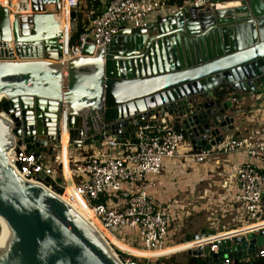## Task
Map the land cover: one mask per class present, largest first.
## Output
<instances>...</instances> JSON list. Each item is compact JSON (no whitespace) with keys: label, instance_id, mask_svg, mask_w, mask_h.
<instances>
[{"label":"water","instance_id":"obj_1","mask_svg":"<svg viewBox=\"0 0 264 264\" xmlns=\"http://www.w3.org/2000/svg\"><path fill=\"white\" fill-rule=\"evenodd\" d=\"M0 7V264H122L108 242L62 200V179L23 180L9 164L19 140L31 154L100 148L135 139L154 117L177 125L194 152L221 146L235 126L231 94L264 87V0L234 8H185L148 29L118 34L105 48L86 46L67 60L56 19L62 0H8ZM12 15V16H11ZM78 8H71V39ZM13 17V18H12ZM42 151V152H41ZM59 166L58 170L61 171ZM206 229L186 242L213 237ZM188 255L240 264L264 248V230Z\"/></svg>","mask_w":264,"mask_h":264},{"label":"built area","instance_id":"obj_2","mask_svg":"<svg viewBox=\"0 0 264 264\" xmlns=\"http://www.w3.org/2000/svg\"><path fill=\"white\" fill-rule=\"evenodd\" d=\"M7 1L1 0L0 7L8 8ZM81 1L62 0L60 16L65 8L69 13L71 8H78ZM240 1L187 0L182 7H172L167 4V0H109L102 13L84 29L75 45H71V39L66 36L62 42L63 54L67 60L82 57L86 46L105 48L121 32L148 29L159 20L185 8L216 11L232 4L240 5ZM228 100L233 107H237L238 117V107L242 101L232 94ZM171 126L162 125L153 117L146 126L138 129L135 139L126 144H120L115 138L109 137L100 148L67 149L74 195L86 204L114 239L148 256L128 254L113 242H108L122 264H153L159 259H169L176 255L171 249L183 245L177 244L175 238L192 217L195 207H186L185 202L179 198L166 203L159 202L148 191L152 184L150 178L161 175L167 160L183 159L206 164L212 160L218 161L220 156L245 158L246 161L226 171L221 184L222 193L216 194L211 206L206 209L211 213L208 219L211 224L209 230L216 232L215 237L264 223V137L234 138L224 141L210 152L197 153L193 151L185 132L182 129L175 131ZM15 142L8 160L23 180L53 191L39 176L43 174L53 181L61 178L59 186L65 189V193L68 191L64 149L56 153L53 163L52 155H48L50 160H46L45 154L36 157L19 140ZM59 166L62 167L61 171L58 170ZM64 196L66 194L61 198ZM228 217L232 218L234 227L227 229L222 226L223 232H218L221 221ZM263 230L217 242L246 238L249 234ZM217 242L202 246L208 250L207 255L218 252L215 246ZM117 252L126 257H121ZM263 257L264 248L248 257L245 262L251 263ZM224 264L234 262L227 259Z\"/></svg>","mask_w":264,"mask_h":264},{"label":"crops","instance_id":"obj_3","mask_svg":"<svg viewBox=\"0 0 264 264\" xmlns=\"http://www.w3.org/2000/svg\"><path fill=\"white\" fill-rule=\"evenodd\" d=\"M108 1L100 0L102 11ZM230 7L232 8V6ZM232 95H237L236 97L242 103L238 107L240 110L238 117L236 114L237 107L227 113V116L235 117L236 124L225 135V142L234 138L264 137V87L258 88L254 94L233 93ZM167 125L171 126L169 123ZM242 161H246V159L237 156H220L218 161L212 160L206 164H198L192 160L183 159L167 160L161 175L157 178H150L152 184L148 190L149 194L162 203L179 198L185 202L186 207H195L192 217L201 216L203 212L207 213L206 209L214 201L213 197L222 193L221 184L226 177V171ZM203 230L206 229H202L200 233ZM181 246L185 250V246ZM176 250L177 248L171 249L172 252Z\"/></svg>","mask_w":264,"mask_h":264},{"label":"bare ground","instance_id":"obj_4","mask_svg":"<svg viewBox=\"0 0 264 264\" xmlns=\"http://www.w3.org/2000/svg\"><path fill=\"white\" fill-rule=\"evenodd\" d=\"M230 6H232V8H234V7L239 6V4H232V5L226 6L225 8H228V7L231 8ZM56 19L60 23V27H61V30H62L64 37L66 38L67 35L70 36L71 17H70V13L68 12L67 8H65L63 15L56 17ZM63 147L68 148L67 131L64 132V134H63ZM67 154H68V152H64V162L66 164L65 176H66V180H67L69 189H68V191H66V193H65L66 196H64L62 200L66 204H68L77 214H79L81 216V218H83L86 222H88V224L90 226H92L107 242H112V241L118 242L116 239H114L113 236L110 235V233L108 231H106L104 229V227L101 225V223L89 211L86 204L79 197H76L74 195V187H73L71 175H70V172L68 169ZM0 226H1L0 239H2L5 236V230H4V227L2 225V222H0ZM261 229H264V223L255 225L254 227H251V228H245L241 231L228 232V233H224L222 235L215 236L213 238H206V239L199 240L196 242L195 241L194 242H188V243H185L184 246H185L186 250L192 249V248H196L199 246L212 244V243H215V242L222 240V239H225V238H229V237H233V236H240V235L248 234L250 232H253L256 230H261ZM123 245L126 246L125 244H123ZM126 247H128V246H126ZM136 252L140 253V255H142V256L148 257L147 254H145V253L139 252L137 250H136Z\"/></svg>","mask_w":264,"mask_h":264},{"label":"trees","instance_id":"obj_5","mask_svg":"<svg viewBox=\"0 0 264 264\" xmlns=\"http://www.w3.org/2000/svg\"><path fill=\"white\" fill-rule=\"evenodd\" d=\"M187 0H167V4L169 6H176L182 7ZM102 13L100 0H82L78 6V15H77V28L71 38V45H75L79 36L83 33L84 29L88 26V24L95 19L98 15ZM226 94H233L230 90L223 88L220 93L219 97L224 99ZM237 96V95H235ZM175 131H181V128L177 125L171 126ZM119 249L122 251L135 255L140 256V253L136 252L135 249L128 248L123 246V244L112 241ZM121 257H126L121 252H117ZM142 256V255H141ZM185 261L183 263H177L176 258L172 257L169 259H161L157 260L154 264H208L204 257L188 255L187 253L184 254ZM240 264H264V257L256 259L251 263L241 262Z\"/></svg>","mask_w":264,"mask_h":264},{"label":"rangeland","instance_id":"obj_6","mask_svg":"<svg viewBox=\"0 0 264 264\" xmlns=\"http://www.w3.org/2000/svg\"><path fill=\"white\" fill-rule=\"evenodd\" d=\"M67 149L68 148H64V152H68ZM41 154H44V151ZM45 157H46V160H50V158L48 157V154L47 153H45ZM210 214L211 213L203 212V214L201 216H193L190 219H188L186 221V224L184 225L183 230L177 234V236L175 238L176 243L179 244V245L180 244L185 245V243H186V237L188 235H193L194 236V235L200 234V231L202 229H210L211 224L208 223V217H210ZM231 217H228L225 220H222L221 221L220 228H219V231L218 232H223V229L221 228L222 226L226 227L227 229L228 228L229 229L230 228L232 229L234 227L235 223L233 222V220H232ZM0 233H1V226H0ZM0 236H1V234H0ZM123 243H125V242H123ZM182 251H184L182 249V246H179V247H177V250L175 252H173V253H177L176 255L172 256V257H175L176 258L177 263H183L185 261L184 254L186 252H183L182 253ZM205 252H206V254H208V250H205ZM172 257H170V258H172ZM159 260H161V259H159Z\"/></svg>","mask_w":264,"mask_h":264}]
</instances>
